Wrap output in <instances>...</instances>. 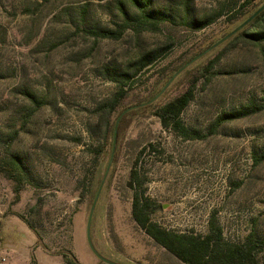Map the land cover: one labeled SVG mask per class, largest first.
Returning <instances> with one entry per match:
<instances>
[{
  "label": "rangeland",
  "instance_id": "374dc122",
  "mask_svg": "<svg viewBox=\"0 0 264 264\" xmlns=\"http://www.w3.org/2000/svg\"><path fill=\"white\" fill-rule=\"evenodd\" d=\"M126 0H0V158L20 156L28 172L18 198L0 173V264H184L156 245L131 214L129 170L138 151L151 214L164 227L205 234L210 217L224 236L242 241L264 234V41L225 39L189 64L158 98L170 99L192 84L183 120L205 134L183 139L151 112L124 114L116 148L96 196L112 146L115 120L128 106L157 94L179 67L226 36L263 0H190L200 17L218 16L199 30L165 22L156 29L128 28L118 39L88 31L123 19ZM176 9L180 0H152ZM164 49L139 72L110 116L98 111L118 84L110 66L131 70L146 50ZM210 61L213 65L204 68ZM202 73V74H201ZM254 100L261 110L211 130L224 111ZM34 226L31 228L26 220ZM264 263V251L259 255Z\"/></svg>",
  "mask_w": 264,
  "mask_h": 264
},
{
  "label": "trees",
  "instance_id": "16d2710c",
  "mask_svg": "<svg viewBox=\"0 0 264 264\" xmlns=\"http://www.w3.org/2000/svg\"><path fill=\"white\" fill-rule=\"evenodd\" d=\"M254 1L235 0L234 4H238L242 11L237 15H233V18L236 19L244 15L243 10ZM125 4H120V12L123 15V19L114 28L97 27L89 29L88 32L96 38L118 39L128 28H133L137 32L148 28L154 30L162 23L174 22L176 19L190 30H199L212 23L218 17L216 15L197 16L193 12L190 0H180V4L176 9L169 8L168 6H155L152 0H126ZM263 4L264 0L259 5H256V8L250 14L244 16L235 28L247 20ZM227 39H229V42L241 39L255 44L264 41V8ZM163 51L164 49L142 51L135 59L131 70L123 69L118 72L116 67L110 66L107 68L110 71L109 76L118 84V87L109 99L99 105L98 111H103L107 116H110L132 87L135 82L134 77L139 72L147 70L161 56ZM212 65L213 61H210L200 70L207 71ZM196 81L197 79H194L192 84L183 92L170 99L165 101L157 99L146 106L134 109V111L151 112V114L158 118L163 128L169 129L183 139L204 138L205 134L189 126L182 118L183 111L194 97ZM261 108L262 105L251 100L230 111H224L211 123V130H216L225 122L256 113ZM151 146L152 143L148 142L138 151L129 170L127 181V184L133 191L131 214L136 224L144 233L156 245L164 248L166 252L184 264H264L259 260V255L264 251V234L259 235L255 230L250 231L242 241H231L224 236L223 230L214 219V216L210 217L208 231L205 234L195 231L170 229L152 219L151 214L157 209V204L146 194L145 184L147 179L145 173L141 171L140 164L142 153L146 148H150ZM262 160H264V150L259 155H255V161ZM0 173H3L14 182L13 191L16 198H18L20 191L25 186V181L28 179V172L25 166H23L20 156L10 154L9 158H0ZM25 220L31 228H34L28 219ZM63 264L80 263L72 255L70 259L65 257Z\"/></svg>",
  "mask_w": 264,
  "mask_h": 264
},
{
  "label": "water",
  "instance_id": "95a60500",
  "mask_svg": "<svg viewBox=\"0 0 264 264\" xmlns=\"http://www.w3.org/2000/svg\"><path fill=\"white\" fill-rule=\"evenodd\" d=\"M264 8V4L261 5L247 20H245L241 25H239L238 27H236L234 30H232L230 33H228L226 36H224L222 39H220L219 41H217L216 43H214L212 46L206 48L205 50H203L202 52H200L199 54L195 55L194 57H192L189 61H187L185 64H183L181 67H179L177 69V71L170 77V79L165 83V85L160 89V91L155 94L151 99L142 102V103H137L131 106H128L127 108H125L123 111L120 112V114L118 115L116 121H115V125H114V129H113V138H112V146H111V152H110V156L104 171V174L102 176V179L99 183L98 189L96 191V196L99 194L103 183L105 181V178L107 176V173L109 171L112 159H113V155L115 152V148H116V141H117V131H118V124L119 121L121 119V117L126 114L128 111L132 110V109H136L142 106H146L152 102H154L155 100H157L161 94L164 92V90L166 89V87L168 86V84L174 79V77L176 75H178L182 70H184L189 64H191L193 61H195L196 59H198L199 57H201L204 53H206L208 50H210L212 47H214L215 45H217L218 43H220L221 41L225 40L226 38H228L230 35H232L237 29H239L242 25H244L247 21H249L252 17H254L257 13H259L262 9ZM95 202V201H94ZM94 202L92 203V208L90 210L89 213V217H88V221H87V241L88 244L91 248V250L93 251V253L99 258L101 259L103 262L107 263V264H120L117 263L113 260H110L108 258H105L104 256H102L94 247L92 239H91V235H90V223H91V215L93 212V207H94Z\"/></svg>",
  "mask_w": 264,
  "mask_h": 264
}]
</instances>
